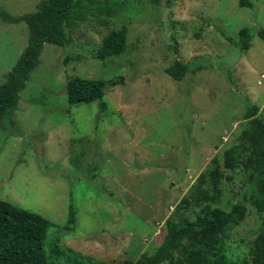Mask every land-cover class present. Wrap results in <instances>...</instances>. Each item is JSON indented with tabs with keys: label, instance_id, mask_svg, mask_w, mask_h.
<instances>
[{
	"label": "rangeland",
	"instance_id": "1",
	"mask_svg": "<svg viewBox=\"0 0 264 264\" xmlns=\"http://www.w3.org/2000/svg\"><path fill=\"white\" fill-rule=\"evenodd\" d=\"M92 13L67 31L71 45L46 44L20 93L14 126L0 129V200L49 224L43 249L49 264H125L151 254L164 223L213 157L233 144L247 102L264 119V0L252 9L237 0H118L110 15ZM39 0H0L11 16L32 13ZM126 29L124 53L100 62L102 38ZM241 28L253 35L242 52ZM27 40L24 23L0 21V84ZM187 65L181 81L165 69ZM112 82L98 102L69 107L68 78ZM226 174L231 175L226 171ZM225 183L221 208L246 193L244 176ZM229 203V204H227ZM245 219L228 233L227 255L247 258L260 224L244 202ZM69 206L76 212L65 227Z\"/></svg>",
	"mask_w": 264,
	"mask_h": 264
},
{
	"label": "trees",
	"instance_id": "2",
	"mask_svg": "<svg viewBox=\"0 0 264 264\" xmlns=\"http://www.w3.org/2000/svg\"><path fill=\"white\" fill-rule=\"evenodd\" d=\"M83 0H39L34 12L11 16L0 9L4 24L24 23L27 40L14 67L5 74L0 84V129L14 126V112L20 93L25 89L30 75L39 65L40 54L46 44L60 48L71 45L67 33L77 24L86 21L94 3ZM156 1V0H155ZM255 0H237L239 8L252 9ZM122 8L118 0H103L95 10L110 15ZM264 41V29L256 32ZM253 35L241 28L236 41L227 38L235 48L246 52ZM126 29L121 27L106 34L93 57L100 62L121 56L126 47ZM187 65L178 61L165 69L174 81H181ZM112 82L103 80L68 78L64 90L69 107L98 102L101 112L107 109L104 91ZM259 107L247 102L239 132L221 157H213L189 187L164 223L165 235L160 245L151 253L135 255L125 264H264V119L258 116ZM241 174L243 190L239 202L221 208L225 183ZM244 202L255 211L260 224L250 243L247 258L234 260L227 255L224 242L228 233L246 217ZM229 204V203H227ZM65 227L72 231L76 212L69 206ZM49 224L40 215L0 200V264H49L43 241Z\"/></svg>",
	"mask_w": 264,
	"mask_h": 264
}]
</instances>
